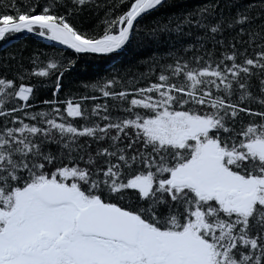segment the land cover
Here are the masks:
<instances>
[{
	"label": "snow or ice",
	"instance_id": "6c2138e0",
	"mask_svg": "<svg viewBox=\"0 0 264 264\" xmlns=\"http://www.w3.org/2000/svg\"><path fill=\"white\" fill-rule=\"evenodd\" d=\"M94 3L0 0V264H264V0Z\"/></svg>",
	"mask_w": 264,
	"mask_h": 264
},
{
	"label": "trees",
	"instance_id": "16d2710c",
	"mask_svg": "<svg viewBox=\"0 0 264 264\" xmlns=\"http://www.w3.org/2000/svg\"><path fill=\"white\" fill-rule=\"evenodd\" d=\"M26 2V0H25ZM202 0H183V4L188 7H196L200 4ZM244 3L250 2V0H242ZM106 5L107 0H95L93 4V9H95L96 5ZM104 10L101 9L99 14L97 15L93 10H85L82 14H80L79 22L81 24V30L91 29L97 23V21L103 17ZM21 44H26L27 47L23 50V56L28 57L32 55L33 51L44 52L48 51L49 48L46 45V42H41L35 38H28L21 41ZM21 44H13L12 47L8 46V42H0V57L5 56L6 52H11L14 48H19ZM150 50H147L143 53H133L129 51H121L118 53L111 54L108 58L101 57H86L85 60L77 65L76 71H74L70 76H66L62 80V88L59 93L61 98H64L65 93L71 90L77 95H84L85 90L83 85L88 82L95 81L97 78L104 77L109 75L114 66L120 67L122 65H135V61L140 55H148ZM85 67L90 68V71H85ZM133 73L138 74L139 72L145 71L143 67H135L131 68ZM150 79L154 80V77H150ZM28 83V81H25ZM147 81L141 82L138 86L146 85ZM117 90H120L117 88ZM93 94V93H89ZM42 99H50L51 98V90L44 89L41 91ZM94 95L99 96L98 93ZM104 98L100 97L96 101H88L89 110L95 103H104ZM112 103L111 100L108 101ZM255 107V106H253ZM0 122H2V118H0Z\"/></svg>",
	"mask_w": 264,
	"mask_h": 264
}]
</instances>
